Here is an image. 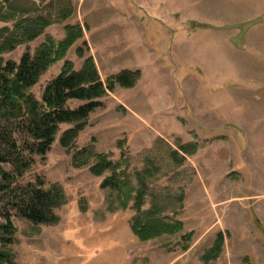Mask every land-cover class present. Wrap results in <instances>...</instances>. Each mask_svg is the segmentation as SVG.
<instances>
[{
    "label": "rangeland",
    "instance_id": "374dc122",
    "mask_svg": "<svg viewBox=\"0 0 264 264\" xmlns=\"http://www.w3.org/2000/svg\"><path fill=\"white\" fill-rule=\"evenodd\" d=\"M74 5L72 18L5 56L19 62L48 38L63 40L66 26L84 27L35 96L41 99L66 62L80 71L92 59L104 82L124 71L141 76L101 100L71 148L60 144L72 127L64 125L46 159H37L24 183L42 177L46 189L62 188L67 203L56 224L13 217L16 240L5 248L13 263L264 264V0H84L80 13ZM88 146L118 164V177L133 190L129 203L102 187L111 171L97 177L73 166ZM171 150L184 164L173 162ZM153 166L160 172L147 181L139 209V174ZM153 206L182 230L139 238L133 219ZM221 236V253L207 259Z\"/></svg>",
    "mask_w": 264,
    "mask_h": 264
},
{
    "label": "trees",
    "instance_id": "16d2710c",
    "mask_svg": "<svg viewBox=\"0 0 264 264\" xmlns=\"http://www.w3.org/2000/svg\"><path fill=\"white\" fill-rule=\"evenodd\" d=\"M75 12L72 0H42L39 3L0 0V23L13 24V27L0 29V264H15L10 251L5 250L16 240L14 216L37 226L52 225L59 221L56 211L67 203L62 188L56 185L46 189L42 177L24 183L37 159H46L64 125L72 127L63 133L60 144L71 148L90 116L104 107L101 100L114 92L117 84L124 88L134 87L141 76L140 72L124 71L104 82L92 59L87 60L80 71L66 62L63 71L46 85L38 99L32 90L51 66L64 59L67 51L84 36V27L80 24L66 26L63 40L48 38L35 53L27 50L19 62L7 60L5 56L36 41L49 27L69 20ZM72 101L82 104L73 109L69 107ZM186 147L182 145L180 150L187 151ZM169 157L177 166L185 162L178 151L171 150ZM72 162L75 168L90 167L97 177L111 171L112 177L104 181L102 187L116 190L125 197V204L131 201L133 190L129 182L118 177V164L96 153L93 146L76 152ZM159 172V167L153 166L139 174L141 188L136 198L139 209L145 204L147 181ZM163 212L159 206L140 212L132 222L134 233L143 241L179 233L182 223L164 222L158 218ZM223 245L224 237L221 236L220 243L206 258H217Z\"/></svg>",
    "mask_w": 264,
    "mask_h": 264
},
{
    "label": "crops",
    "instance_id": "0c3cea01",
    "mask_svg": "<svg viewBox=\"0 0 264 264\" xmlns=\"http://www.w3.org/2000/svg\"><path fill=\"white\" fill-rule=\"evenodd\" d=\"M35 3H39L42 0H32ZM72 2L76 3L77 7H78V11L80 13L81 9L84 6V0H72Z\"/></svg>",
    "mask_w": 264,
    "mask_h": 264
}]
</instances>
